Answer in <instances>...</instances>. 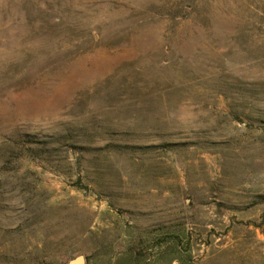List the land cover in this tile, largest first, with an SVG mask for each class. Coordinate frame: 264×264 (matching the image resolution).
I'll return each mask as SVG.
<instances>
[{
  "label": "rangeland",
  "instance_id": "obj_1",
  "mask_svg": "<svg viewBox=\"0 0 264 264\" xmlns=\"http://www.w3.org/2000/svg\"><path fill=\"white\" fill-rule=\"evenodd\" d=\"M264 264V0H0V264Z\"/></svg>",
  "mask_w": 264,
  "mask_h": 264
},
{
  "label": "water",
  "instance_id": "obj_2",
  "mask_svg": "<svg viewBox=\"0 0 264 264\" xmlns=\"http://www.w3.org/2000/svg\"><path fill=\"white\" fill-rule=\"evenodd\" d=\"M69 264H86V259L84 256L79 255L77 257H75L74 259H72Z\"/></svg>",
  "mask_w": 264,
  "mask_h": 264
}]
</instances>
